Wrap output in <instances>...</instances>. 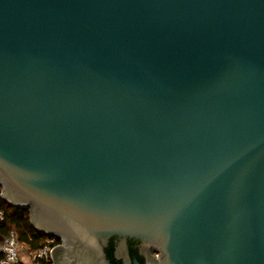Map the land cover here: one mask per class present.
I'll return each mask as SVG.
<instances>
[{
    "label": "water",
    "instance_id": "water-1",
    "mask_svg": "<svg viewBox=\"0 0 264 264\" xmlns=\"http://www.w3.org/2000/svg\"><path fill=\"white\" fill-rule=\"evenodd\" d=\"M0 186L68 264H264V0H0Z\"/></svg>",
    "mask_w": 264,
    "mask_h": 264
},
{
    "label": "built area",
    "instance_id": "built-area-1",
    "mask_svg": "<svg viewBox=\"0 0 264 264\" xmlns=\"http://www.w3.org/2000/svg\"><path fill=\"white\" fill-rule=\"evenodd\" d=\"M5 222L6 214L0 210V226ZM58 240L46 236L40 247L33 250L20 240L18 232L11 231L0 242V264H51Z\"/></svg>",
    "mask_w": 264,
    "mask_h": 264
},
{
    "label": "trees",
    "instance_id": "trees-1",
    "mask_svg": "<svg viewBox=\"0 0 264 264\" xmlns=\"http://www.w3.org/2000/svg\"><path fill=\"white\" fill-rule=\"evenodd\" d=\"M0 210L6 214V222L0 226V242L11 231H16L20 235V240L27 244L31 249L36 250L40 247L43 236L36 232L30 222L29 209H21L9 206L2 199V187L0 186Z\"/></svg>",
    "mask_w": 264,
    "mask_h": 264
},
{
    "label": "flooded vegetation",
    "instance_id": "flooded-vegetation-1",
    "mask_svg": "<svg viewBox=\"0 0 264 264\" xmlns=\"http://www.w3.org/2000/svg\"><path fill=\"white\" fill-rule=\"evenodd\" d=\"M59 241V244L56 246V250L54 252V255H53V260H52V263L51 264H68L67 261L68 259L64 260L62 259V253H64L63 251L61 252V248H62V245H63V241L62 240H58Z\"/></svg>",
    "mask_w": 264,
    "mask_h": 264
}]
</instances>
